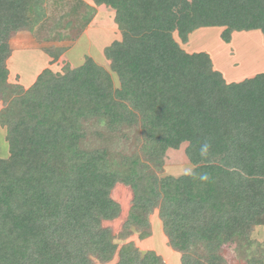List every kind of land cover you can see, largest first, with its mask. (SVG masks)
Masks as SVG:
<instances>
[{"label":"trees","instance_id":"16d2710c","mask_svg":"<svg viewBox=\"0 0 264 264\" xmlns=\"http://www.w3.org/2000/svg\"><path fill=\"white\" fill-rule=\"evenodd\" d=\"M92 1L115 11L122 34L105 49L110 71L88 57L64 73L45 69L23 89L8 84L10 39L43 21L45 0H0V126L10 148L0 159V264H164L155 251L119 246L105 226L121 214L119 184L133 194L124 237L149 238L158 210L180 264H227L222 251L251 246L264 225V73L227 84L207 53H187L174 34L182 42L210 27L224 28L226 42L239 31L264 35V0ZM189 87L214 109L190 102ZM92 120L103 144L86 149ZM125 128L140 134L141 153L111 152ZM183 145L193 171L160 177L154 168ZM248 264H264L263 252Z\"/></svg>","mask_w":264,"mask_h":264},{"label":"rangeland","instance_id":"374dc122","mask_svg":"<svg viewBox=\"0 0 264 264\" xmlns=\"http://www.w3.org/2000/svg\"><path fill=\"white\" fill-rule=\"evenodd\" d=\"M44 9L45 18L40 24L33 29L16 32L10 39L11 55L6 64L9 71V85L27 89L32 85L35 73L38 77L45 69H51L54 73H64L67 67L74 69L83 65L88 57L110 71V61L105 56V49L122 39L121 31L115 23L113 9L98 6L92 0H45ZM203 29L193 32L194 36L188 42L187 50L206 51L208 55H212L213 68L224 74L226 83L239 82L254 77L257 73H264V35L260 30L234 32L231 41L226 42L221 37L224 28ZM113 79L116 87H119L120 83L114 74ZM185 92L187 99L196 107L202 109L203 104L206 103L208 107L214 109L215 100L204 102L205 100L191 87L185 89ZM193 92L195 95L190 96ZM220 97L219 95L216 99ZM6 106V102L0 99V111ZM89 126L90 138L83 141V147L97 148L103 143L94 134L105 130L95 120H92ZM7 131L6 126H0V159H6L10 155ZM124 131L128 134V138L125 139L123 134H117L110 140L111 152L141 153V146L137 144L135 137V135L139 137L140 134L136 130L127 128ZM105 143L107 145V141ZM186 147L187 145H183L180 150L167 152L163 167L154 168L155 172L160 177L190 174L194 166L187 158ZM112 197L121 205L122 211L119 218L105 222V226L112 229L119 246L129 242L137 246L153 237L150 243L154 245L153 249L159 252L158 255L162 257L164 264H180L178 258L181 259V254L172 249L168 242L170 250L166 247V241L164 242L166 235L158 210H154L149 216L152 235L148 239L141 240L140 232L136 230L124 237L123 225L132 206L133 194L130 188L119 184L112 191ZM250 239L252 245L246 249L239 251L227 247L222 251L227 258V264H248L250 257L255 255L259 257L262 252L264 254V225L256 226ZM142 248H146V245ZM116 262L117 258L111 263L94 260V264Z\"/></svg>","mask_w":264,"mask_h":264},{"label":"crops","instance_id":"0c3cea01","mask_svg":"<svg viewBox=\"0 0 264 264\" xmlns=\"http://www.w3.org/2000/svg\"><path fill=\"white\" fill-rule=\"evenodd\" d=\"M90 4V3H89ZM102 7V6H101ZM203 29V28H202ZM203 30H206V29H203ZM196 32V31H195ZM194 36V33L193 34H191L190 36H189V38H188V41L187 42H182L181 41V39L179 38V39H177L176 37H179L178 36V34L177 33H175L174 34V39H175V41L180 45V47L183 49V50H185L187 53H189V54H194V53H200L201 51H196V50H193V51H191V50H187L188 48H187V45H188V42H190V40H191V38ZM191 49H193V47H191ZM206 52V51H205ZM206 53H208V52H206ZM209 54V53H208ZM210 57H211V60H212V62H213V56L212 55H209ZM220 72V71H219ZM223 74V73H222ZM257 74H259V73H257ZM256 74V75H257ZM223 76H224V74H223ZM36 77H38L37 75H36V73H35V76H33V78H32V85L34 84L33 82H35L36 81ZM253 77V76H252ZM251 77V78H252ZM224 79H225V77H224ZM248 79V78H247ZM245 80V79H244ZM244 80H242V81H244ZM225 82H227L226 81V79H225ZM239 82H241V81H239ZM234 83V82H233ZM228 84V83H227ZM31 85V86H32ZM30 86V87H31ZM28 89V88H27ZM1 110V109H0ZM7 129V128H6ZM191 164V163H190ZM192 165V164H191ZM193 166V165H192ZM194 169V168H193ZM163 228V227H162ZM148 239V238H147ZM152 239H153V237L150 239L151 241H152ZM164 238L162 237V240H163ZM150 240H145V241H143L142 242V244L140 243L139 245L137 244V247L142 251V252H147V251H155L156 253H157V250H155V249H153L154 248V245L152 244V243H150ZM166 241V242H165ZM145 242H147V244L145 243ZM164 242H165V244H166V247L169 249V245H167V242H168V239H167V237L164 239ZM145 243V244H144ZM146 245V248H142V247H144ZM170 250V249H169ZM159 253V252H158ZM157 253V254H158ZM175 254V253H174ZM160 256V255H159ZM178 260H180L179 258H178ZM180 262V261H179ZM177 264H179V263H177Z\"/></svg>","mask_w":264,"mask_h":264},{"label":"clouds","instance_id":"9594fccd","mask_svg":"<svg viewBox=\"0 0 264 264\" xmlns=\"http://www.w3.org/2000/svg\"><path fill=\"white\" fill-rule=\"evenodd\" d=\"M209 147H210V146H209L208 144H204V145L202 146V148H201V154H202V155H206L207 152H208ZM200 179H201V180H207L208 177H207V175H202V176L200 177Z\"/></svg>","mask_w":264,"mask_h":264}]
</instances>
